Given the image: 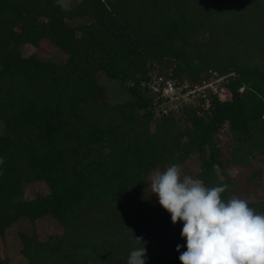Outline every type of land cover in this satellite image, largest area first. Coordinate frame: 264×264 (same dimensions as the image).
Here are the masks:
<instances>
[{"label": "trees", "instance_id": "obj_1", "mask_svg": "<svg viewBox=\"0 0 264 264\" xmlns=\"http://www.w3.org/2000/svg\"><path fill=\"white\" fill-rule=\"evenodd\" d=\"M153 65L176 83L214 73L229 97L205 91L206 109L199 98L161 115ZM100 73L131 100L108 103ZM224 125L233 141L220 148ZM0 127V240L21 218L59 228L17 233L24 264H127L131 232L146 264H180L183 225L149 177L195 158L186 174L228 185L222 199L255 189L256 170L237 182L226 168L264 158V0H0ZM38 182L48 193L24 199ZM247 202L264 213V199Z\"/></svg>", "mask_w": 264, "mask_h": 264}, {"label": "clouds", "instance_id": "obj_2", "mask_svg": "<svg viewBox=\"0 0 264 264\" xmlns=\"http://www.w3.org/2000/svg\"><path fill=\"white\" fill-rule=\"evenodd\" d=\"M149 183L171 223L183 225L186 251L179 255L180 264H264V213L250 208L245 199H222L228 185L207 187L203 180L182 174L175 163L152 172ZM131 234L136 247L127 264H146V242Z\"/></svg>", "mask_w": 264, "mask_h": 264}, {"label": "rangeland", "instance_id": "obj_3", "mask_svg": "<svg viewBox=\"0 0 264 264\" xmlns=\"http://www.w3.org/2000/svg\"><path fill=\"white\" fill-rule=\"evenodd\" d=\"M67 4V3H64ZM33 51L32 48L24 46L21 49L23 55H28ZM52 61L56 63H61L63 58L59 52H55L50 56ZM156 66V65H155ZM154 66V67H155ZM157 67V66H156ZM209 82L212 83V87L215 85H219L222 83V78H215L214 73L211 77H209ZM97 81L101 86L105 87L106 99L110 104H115L119 102L129 101L131 100L130 95L121 88V86L114 80H109L104 74L100 73L97 75ZM180 89V88H179ZM242 90V89H240ZM199 91V90H198ZM192 92H184L178 91L174 94L171 100H168V106L172 109L176 107H180L182 104H194L197 105L200 98L197 94H191ZM224 97L228 96V92L226 90H222ZM191 94V95H189ZM156 100V99H155ZM206 103H208V99H205ZM206 105V104H205ZM203 106L206 109V106ZM208 105V104H207ZM169 109V108H168ZM171 111V109L169 110ZM166 115V114H165ZM1 131V127H0ZM232 135L228 132L227 125H224L220 130L219 134L216 136L218 140V146L223 148V145H228L231 147L232 144ZM224 158L228 157V152L224 151ZM182 174H191L195 173L198 168V162L195 158H191L187 160L185 165H183ZM256 170L258 176H251L252 181L256 186L254 190L249 194H243L241 199H245L246 201H257L264 199V158L262 156L256 155L254 158H250L249 166L241 167L239 165H231L227 166L226 171L229 177L237 182H246V178L249 176L251 171ZM256 177V178H255ZM250 183V184H251ZM243 190L248 189V187H242ZM253 189V187H252ZM48 193V189L46 185L42 182L34 183L25 187L24 190V199H31L35 195H45ZM58 226L51 224L48 220L38 221L34 225L28 222L27 219L21 218L16 223L12 224L10 228H8L5 232L4 237L0 240V259H7L8 264H24V260L19 254L20 243L17 237L18 232H26L31 233L33 230L36 231L37 236L45 237L48 233H52L57 231Z\"/></svg>", "mask_w": 264, "mask_h": 264}, {"label": "built area", "instance_id": "obj_4", "mask_svg": "<svg viewBox=\"0 0 264 264\" xmlns=\"http://www.w3.org/2000/svg\"><path fill=\"white\" fill-rule=\"evenodd\" d=\"M153 65L148 72V77H150V81L146 83L147 89L149 92L154 95L155 99H166L165 106L161 108V111L159 114L165 115L167 114L168 110H172L167 104L168 100H171L174 96V94L178 91H181L182 93L188 91L192 92L191 94H197L200 96V98H204V103L202 104V107L205 105L208 107V103H206L205 99H208V97H205V91H209L212 95H215L218 100H226L228 99L229 95L224 97L222 90H226L223 87H219L218 85H215V87H212V83L209 82L210 79L203 80L200 83L192 84L188 81H183L182 83H176L173 80L165 79L163 75H159V69L158 67H154ZM180 88V89H179ZM199 90V91H198ZM189 94V95H191ZM229 94V93H228ZM169 108V109H168ZM178 109V107L174 108Z\"/></svg>", "mask_w": 264, "mask_h": 264}]
</instances>
